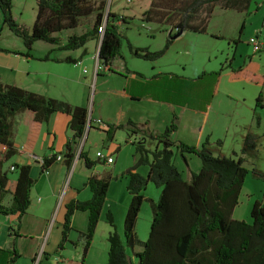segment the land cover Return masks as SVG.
<instances>
[{
  "label": "trees",
  "instance_id": "16d2710c",
  "mask_svg": "<svg viewBox=\"0 0 264 264\" xmlns=\"http://www.w3.org/2000/svg\"><path fill=\"white\" fill-rule=\"evenodd\" d=\"M249 2L250 0H152L150 6L143 11L142 20L170 27L172 31L168 34L167 42L159 50H150L148 47L135 46L128 41L129 50L137 58L156 61L163 57L173 43V36L181 30L206 32L216 6L247 13ZM36 4V19L33 27L28 29L15 19L13 0H0L4 24L22 38L29 51L39 40L58 45L54 49L57 51L82 49L81 56L77 59L51 58L50 53L40 58L76 63L88 53L86 44L89 41L101 40L97 53L99 64L110 72H117L114 64L119 58H124L121 55L124 37L121 25L127 23V16L119 15L112 10L107 12V0H36ZM106 14L108 19L105 23ZM92 15H96L92 28L80 35L67 36L66 42L62 44V32L77 28L82 19ZM0 52L11 51L0 48ZM13 53L33 58L30 52ZM230 67L232 80L244 79L264 86V74L254 73L245 66L232 67L231 63ZM118 73L125 75L127 71ZM133 73L144 77L145 82L140 85L138 95H129L126 86L122 92L123 96H129L133 100L150 98L153 101L175 104L197 111L206 112L210 109L211 99L216 91L210 73L203 72L196 78L173 73L156 74L147 78L140 72ZM99 74L100 72L97 71V75ZM216 75L218 79L219 72ZM262 108H264V94L261 92L254 107L257 123L261 120L258 109ZM56 112L70 116L69 127L73 132L65 146V163L70 168L78 158L83 159L89 169L93 168L99 160H92L87 151L84 149L79 151L78 148L87 128L94 127L92 116L88 125L90 112L87 107L74 105L0 80V145L5 147L4 151L0 152L1 214H12L21 218L30 206V192L35 183L30 165L14 164L17 168V180L11 192V202L5 204V199L10 194V177L9 170L3 168L5 163L17 154L15 117L24 114V123L29 128L25 149L32 152L42 125L48 123ZM98 128L105 132L107 141H112L118 130H125L126 143L134 144L139 154L138 161L125 171L129 179L127 190L131 194V201L124 220V236L118 231L113 213L111 211L106 213L107 221L112 228L109 234L108 264H264L263 200L256 199L253 203L250 222L233 218V211L239 203L248 174V169L244 166L245 157L249 151L257 149V143L249 132L243 142L244 156L235 158L215 154L210 148L208 138L201 145L174 139L173 134L177 129L174 122L161 133L142 129L132 119H128L126 123L117 119ZM148 140L155 141L153 149L148 148ZM215 144L222 145L223 141L218 139ZM177 154L183 157L187 154L197 155L201 160L200 170L190 169V177L186 179L175 162ZM57 159L58 155L44 157L42 170H46ZM140 165L149 166L147 176L135 171ZM252 171L256 177L264 181L263 171L257 167ZM111 181L110 175H90L84 185L90 188L91 198L72 200L67 204L63 235L57 251L65 249L74 211H87V229L79 233V240L83 241V260L85 259ZM148 182L160 187L161 193L157 202L151 200L153 220L148 239L142 241L137 234L136 224L145 199L143 191ZM138 247H141V250H136ZM127 249L132 250L131 252L138 259L137 263L133 262Z\"/></svg>",
  "mask_w": 264,
  "mask_h": 264
},
{
  "label": "rangeland",
  "instance_id": "374dc122",
  "mask_svg": "<svg viewBox=\"0 0 264 264\" xmlns=\"http://www.w3.org/2000/svg\"><path fill=\"white\" fill-rule=\"evenodd\" d=\"M151 1L107 0V12L113 10L119 15H126L128 19L127 23L121 25L124 34L121 55L124 56V59L119 58L116 60L115 68L124 70L122 67L126 64L127 67L142 71L146 74L156 71H163L167 74L171 71L174 73H184L190 78H196L203 72L210 73L212 75L210 78L216 88V93L211 99L213 102L211 105L212 109L208 114L197 113L191 110H184L182 112L179 108L173 109L168 104L152 102L146 98L140 101H134L128 97H122L120 96V90L125 85V79L117 74H112L107 68L102 66L98 71L103 76L98 77L94 81L90 94V104L93 103L94 115H100L105 123H110L117 118L118 114H122L124 118L131 117L142 123L147 122L149 128L158 133L164 131L165 127L174 122L177 125V129L173 137L189 144L201 145L207 138L214 142L218 139L222 140V145L215 143L210 145L211 150L215 154L234 155V151L241 154L245 136L249 132L257 143V149L255 151H249L245 157L244 166L248 169V174L240 194L238 210L245 212V214L248 212L251 196L252 204L249 213L246 214V218L250 222L251 218L249 217L253 203L256 199L264 200V181L256 177L252 171L254 167H257L264 172V108L258 109V113H262L260 126V123L253 122V111L247 103H243L242 100L236 101L235 98L232 99L233 101L230 100L229 94L234 93H244L250 97V93L254 89V85H256V83L251 81L249 82L254 85L231 80L230 63L232 67L245 66L243 64L244 61H248L251 56H264V51H262L264 46L261 51L255 52L252 45L248 43L249 38L255 36L257 32L264 34V7L247 15L246 12H240L234 9H223L220 6H216L206 32L196 33L185 30L179 37L173 40V43L163 57L156 61H148L135 57L129 50L128 41L135 46L148 47L150 50H159L165 45L168 34L172 31L168 26H161L155 22L142 20V13L150 6ZM36 14V0H14L13 15L20 24L31 29L36 19ZM89 21L91 22L92 19H89ZM81 28L84 30V25ZM93 44L94 42L92 40L88 42L89 56L82 66V68H86L90 73H92L94 68ZM48 45L49 43L39 40L31 52L35 55H44L47 53ZM0 48L10 50L11 52L27 50L22 38L11 31L7 24H4L1 9ZM261 65L264 69V57ZM218 72L219 76L217 79L216 74ZM164 77L166 76L164 75ZM260 91L264 94V86L260 87ZM174 110L180 113L178 117ZM19 119H21L20 115L16 117L15 123L18 124ZM96 126L91 129L88 135L85 150H89L94 159H97L95 156L97 150L102 151L105 155H111L113 159L120 154L115 168H122L119 176L115 175L112 177V181H114H111L112 184L110 183L104 205L129 204L131 195L128 197L127 182H129V179L125 171L135 164L134 146L124 143L125 130H118L115 135V140H112L113 142L110 143L106 139L105 132ZM17 139L18 141L22 139L21 133L18 134ZM148 145L152 149L155 147L153 141H149ZM116 146L121 151L114 152ZM78 148L80 149V146ZM110 150L112 152H109ZM187 156L192 158L191 168L194 169L198 164H201V160L197 155L187 154ZM11 163L12 161L6 162L5 168L9 170L8 174L12 182L16 179L17 172L10 171L9 166ZM179 163L185 165L184 159L180 160ZM102 164V162H99L95 166L102 167ZM138 169L139 173L147 176V166L141 165L138 166ZM71 171L66 184L70 181ZM78 172L79 170L76 171V173ZM9 189L11 194V183ZM43 192L45 193L46 189ZM160 193L161 188L157 187L153 182H148L143 191L145 199L138 214L136 224L137 234L142 241L148 239L153 220L151 200L157 202ZM59 204H64L63 199ZM107 211L112 212L108 208ZM53 222H55L54 219L48 225L40 250L52 251L59 240L58 224L53 225ZM6 223L0 217L1 238L5 234ZM106 226H108V223H106ZM119 229H121V235L124 236L123 223L119 225ZM103 233L104 230L101 226L100 234ZM77 251L73 246H69L68 256L73 259L74 264L77 261ZM50 262L52 264H59L56 263V256L53 254L50 257Z\"/></svg>",
  "mask_w": 264,
  "mask_h": 264
},
{
  "label": "crops",
  "instance_id": "0c3cea01",
  "mask_svg": "<svg viewBox=\"0 0 264 264\" xmlns=\"http://www.w3.org/2000/svg\"><path fill=\"white\" fill-rule=\"evenodd\" d=\"M262 3L263 4H260L258 9L261 8L263 9L264 1ZM113 12L116 13V11ZM95 18L96 15H92L88 18H84L82 19L80 25L77 28L64 31L65 33L64 35L62 32L61 33V36L63 37L62 44L66 42L67 36L71 34L80 35L85 31H87L88 29L92 28L93 24L96 21ZM89 19L90 20L92 19V21L90 22ZM83 25L85 27L84 30L83 28H81ZM37 42L38 41H36L33 44L32 49L35 48V44ZM92 42H94L93 44L94 68L92 73H90V71H87L86 68H82L84 62L86 61V58L89 56V47H87L88 44L87 43L86 48L88 53L85 56L81 57V59H79V61H77L76 63L55 61L53 59L41 60L40 58L43 57L45 54L35 55L34 53L31 52L32 49L29 51L27 48H26L27 50H21L19 52L22 54L30 52L33 58H29L21 54H15L13 52H0V80L8 84L18 85L22 88L28 89L30 91L39 94L68 101L74 105L85 106L88 109L91 108L89 110H91V116L93 118L92 119L93 126L97 125L96 127L98 126L103 127L105 126V122L103 121L100 115H94L93 103L90 104V94L93 83L98 77L103 76L101 73L99 75L95 73L96 54L98 53L99 50L100 41L92 40ZM57 46L58 45L51 43H49V45L47 46V53H50L51 58L56 57L59 59H64L66 57H72L74 59H77L81 56L82 49L61 50V51L54 50ZM262 51H264V49ZM263 57H264L263 55H255L253 57L251 56L249 60L248 61L245 60L243 64L248 70L257 74H263L264 69L263 66L261 65ZM122 68H124V70L116 69L117 72H111V73L122 76L125 79V85L123 86L122 90H120V96L128 97L129 99H130L129 96L122 95L123 89L127 86L129 95L130 94L138 95L140 85L145 82L144 77H140L134 74L133 72L135 71L140 72L143 74V76L147 78H151L156 74H166L163 71H156L153 73L146 74L142 71L129 68L127 67L126 64H124V67ZM126 69H129V71ZM126 71L127 73H125V75H123L122 73H118V72H126ZM168 73L169 74L173 73V74H178L180 76L188 77L184 73H174L171 71H169ZM231 74L232 71L230 70V77ZM234 81H239L240 83H248L254 85L253 83H250L249 81H246L244 79H235ZM260 87L261 85L258 84L254 85V89H252V92L250 93V97H248L244 93L229 94L231 101H233L232 99L235 98L236 101L242 100L243 103H247L249 105L250 109L253 111V116H254L252 119L253 122L256 121L254 115V107L256 104V99L258 95L261 93ZM187 95L189 97L190 92L187 93ZM148 100L152 102L166 104L163 102L153 101L150 98ZM134 101H140V100H134ZM212 104L213 102H211V105ZM168 105L173 109L179 108V110H181L182 112L184 110H191L197 113L208 114L212 109V106H210V109L204 112V111H197L195 109H190L188 107H180L175 104H168ZM174 112H176L175 114L178 117L180 113H178L176 110H174ZM261 114L262 113H260V117L262 120ZM19 115L21 116V119L18 120V124L17 123L14 124L15 146L17 149V154L9 160L12 161V163L9 166V169L11 166L15 167L14 164L17 163L30 165L31 175L35 179V184L32 187L30 193V198H31L30 206L27 209L26 213L23 214L21 218H18L17 215H12V214L4 215L0 213V217H2L4 221L7 222L6 223L7 225L5 227V234L3 238H1V232H0V264H10V263L33 264L34 260L39 256V254H41L39 261L40 264H52L50 262V257L52 254L55 256L57 255L62 256V258L66 260L68 264H74L73 259L68 256V249L70 245L73 246L76 250H78L76 257L77 261L75 264H108L109 249H110L109 234L112 228L107 221V217H106V213L108 212L107 208L108 210L109 209L112 210L116 224H118V227L119 225H122V223L124 227L125 215L131 200L129 201V204H110L108 206L104 205L95 235L93 237L91 246L84 260H83V241L79 240V233L84 232L87 229L88 226L87 211H82V210L74 211V213L71 216V230L68 233V241L66 242L65 249L61 251H57V247L63 235L67 204L72 200H88L91 198L92 192L90 188L84 185L90 175L99 174L102 176H107V175H110L112 177L115 175L119 176L120 174L119 172H122L121 171L122 168L116 169L115 167L119 160L120 154L116 158H114V162L112 163H106L104 160L97 158L100 163L101 162L103 163L102 167L94 166L93 168L89 169L86 166L83 159L77 158L75 159L73 166L69 168L64 161V152L67 141H69L73 135V132L69 127L70 116L60 112L54 113L50 121L42 125V128L40 130L33 151L28 152L25 149V145L28 140L29 128L24 123V114H19ZM98 119H100L102 123H98L97 121ZM117 119L122 121L123 123H126L128 119H132L135 122H137L140 128L146 129L148 131H152L149 128L147 122L142 123L141 121H138L137 119L135 118L133 119L131 117L124 118L122 114L121 115L118 114L115 120ZM259 125L261 126V123ZM91 129L88 130V134L83 143L84 150ZM19 133L22 134V139L20 141H18L17 139ZM115 135L113 141L115 140ZM126 138L127 136L125 134L124 143H126ZM173 138L176 139L175 137ZM176 140H180V139H176ZM113 141H109V142L112 143ZM149 141H153V140L147 141L148 148H150L148 145ZM216 141L215 142L210 141V145L216 143ZM127 144L134 146V162L136 163L138 161L139 154L135 150V145L132 144L131 142H128ZM153 145H155V141H153ZM4 148H5L4 146L0 145V152L4 151ZM115 149L116 150H114V152L121 151L119 147L117 149V146L115 147ZM85 151L88 152L89 157L92 160H96V158L94 159L91 156L89 150H85ZM98 151L100 150H97L96 153ZM109 152H112V150H110ZM234 152H235L233 153L234 155H225V154H220V155L233 156L235 158L244 156L242 153L239 154L237 153V151ZM34 155L40 157H51L52 155H58L61 156V158L55 160L46 170H42V166L35 161L33 157ZM183 159L185 161V165L179 163V161ZM191 160L192 158L188 157L187 155L186 157H183L180 154H177L175 157V162L179 167V169L182 171L186 179H189L190 177L189 175L190 169L194 171H198L201 168V164L200 165L198 164L194 169L191 168L190 167ZM145 166L148 167V171H149V166L148 165ZM3 169L4 170L6 169L5 165ZM16 170L17 168L15 167L14 170H10V171H16ZM77 170H79L78 173H76ZM70 171L71 174L68 185L66 184V181ZM135 171L139 172L138 167L136 168ZM16 180L17 177L12 182L9 181V185L11 183V192L15 188ZM45 189L46 192L44 193L43 191ZM129 195L131 194L129 193L128 197ZM62 199L64 204H59V202L62 201ZM10 202H11V194H8L5 199V204L8 205L10 204ZM251 204H252V197L250 196L248 212H246V214L249 213ZM238 209H239V204L236 206V208L233 211V218L238 220L248 221L245 212H241ZM53 219L55 220V222H53V225L56 223L58 224L57 229L59 230V240L52 251L40 250V246L45 236L48 225L51 223ZM106 223H108V226H106ZM101 226L103 227L104 230L103 234H100ZM118 231L120 232V234H122L121 229H119ZM136 250L138 251L141 250V247H138ZM127 252L132 257L133 262L137 263V259L133 255L131 250L127 249ZM56 263L62 264V261L59 262L56 260Z\"/></svg>",
  "mask_w": 264,
  "mask_h": 264
},
{
  "label": "built area",
  "instance_id": "2783aa9c",
  "mask_svg": "<svg viewBox=\"0 0 264 264\" xmlns=\"http://www.w3.org/2000/svg\"><path fill=\"white\" fill-rule=\"evenodd\" d=\"M248 43L250 45H252L253 49L255 52H259L262 50L263 46H264V34H262L261 32H257V34L255 36H251L248 40ZM102 66L99 64V61L97 60L96 61V66H95V73H97V71L101 68ZM98 123H102V121L100 119L97 120ZM35 161L37 163H39L41 166L44 164V157H40V156H33ZM96 157L98 159H101V160H104L106 163H112L114 162V159L111 155H105L102 151H98L96 153ZM58 158H61V156H58ZM15 167L14 166H11L10 167V170H14ZM40 257H41V254H39V256L34 260V263L33 264H40ZM56 260L61 262L62 261V264H68V262L66 260H64L62 258V256L60 255H57L56 256Z\"/></svg>",
  "mask_w": 264,
  "mask_h": 264
},
{
  "label": "water",
  "instance_id": "95a60500",
  "mask_svg": "<svg viewBox=\"0 0 264 264\" xmlns=\"http://www.w3.org/2000/svg\"><path fill=\"white\" fill-rule=\"evenodd\" d=\"M263 1H264V0H250V2H249V7H248V10H247V13H248V14H251V13L257 11V10H258V7L260 6V4H262ZM107 19H108V14L106 15L105 23H106ZM105 23H104V25H105ZM183 32H184V31L181 30L180 32H178L177 34H175V35L173 36V39L179 37ZM100 44H101V40H100V43H99V47H100ZM97 59H98V58H97ZM89 112H90V113H89L88 125H90V123H91V110H89ZM88 130H89V127H88L87 130H86V133H85V136H84V138H83V140H82V143H81V145H80V149H79V151H80L81 149H83V143H84L85 138H86V136H87V134H88Z\"/></svg>",
  "mask_w": 264,
  "mask_h": 264
}]
</instances>
